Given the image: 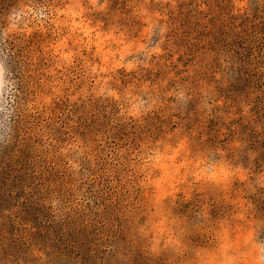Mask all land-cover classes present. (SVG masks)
<instances>
[{
	"label": "rangeland",
	"instance_id": "obj_1",
	"mask_svg": "<svg viewBox=\"0 0 264 264\" xmlns=\"http://www.w3.org/2000/svg\"><path fill=\"white\" fill-rule=\"evenodd\" d=\"M0 264H264V0H0Z\"/></svg>",
	"mask_w": 264,
	"mask_h": 264
},
{
	"label": "snow or ice",
	"instance_id": "obj_2",
	"mask_svg": "<svg viewBox=\"0 0 264 264\" xmlns=\"http://www.w3.org/2000/svg\"><path fill=\"white\" fill-rule=\"evenodd\" d=\"M93 2H95V0H93ZM0 68H2V66H0Z\"/></svg>",
	"mask_w": 264,
	"mask_h": 264
}]
</instances>
